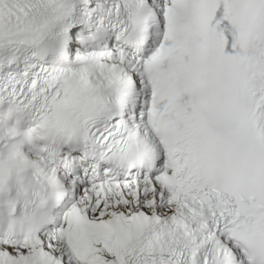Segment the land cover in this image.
<instances>
[{
  "label": "snow or ice",
  "instance_id": "obj_1",
  "mask_svg": "<svg viewBox=\"0 0 264 264\" xmlns=\"http://www.w3.org/2000/svg\"><path fill=\"white\" fill-rule=\"evenodd\" d=\"M0 264H264V0H0Z\"/></svg>",
  "mask_w": 264,
  "mask_h": 264
}]
</instances>
